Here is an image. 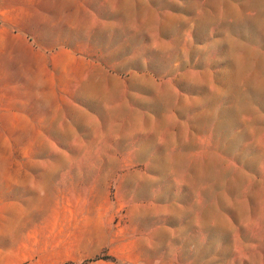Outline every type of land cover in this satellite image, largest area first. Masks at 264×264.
<instances>
[{"label": "rangeland", "instance_id": "obj_1", "mask_svg": "<svg viewBox=\"0 0 264 264\" xmlns=\"http://www.w3.org/2000/svg\"><path fill=\"white\" fill-rule=\"evenodd\" d=\"M0 264H264V0H0Z\"/></svg>", "mask_w": 264, "mask_h": 264}]
</instances>
